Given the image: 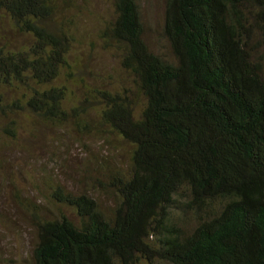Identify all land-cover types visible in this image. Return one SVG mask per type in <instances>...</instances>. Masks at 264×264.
<instances>
[{
    "label": "trees",
    "instance_id": "1",
    "mask_svg": "<svg viewBox=\"0 0 264 264\" xmlns=\"http://www.w3.org/2000/svg\"><path fill=\"white\" fill-rule=\"evenodd\" d=\"M162 2L170 58L146 43L138 0H110L100 38L132 88L113 83L68 104L54 83L75 40L66 8L0 0V17L30 37L0 47V116L86 129L94 115L88 132L127 159L93 156L88 191L57 185L55 212L33 207L32 264H264V0ZM4 88L20 97L7 101ZM100 193L111 197L105 210Z\"/></svg>",
    "mask_w": 264,
    "mask_h": 264
},
{
    "label": "rangeland",
    "instance_id": "2",
    "mask_svg": "<svg viewBox=\"0 0 264 264\" xmlns=\"http://www.w3.org/2000/svg\"><path fill=\"white\" fill-rule=\"evenodd\" d=\"M59 1L66 8L63 13L75 24V40L67 56L69 69H63L54 82L66 86L67 103L75 104L91 90H107L113 83L132 88L131 76L121 69L113 51L100 38L112 15L110 0H70L67 4ZM162 3L138 0L146 43L170 58L160 32ZM29 42L27 34L15 31L4 16L0 17V47L15 50ZM20 92L4 88L3 96L10 101L19 98ZM10 118H14V124H9ZM86 119L90 123L85 129L72 122L55 127L22 115H10L7 119L0 116V264H32L33 207L42 202L55 212L48 195L57 185L73 193L88 191V159L94 156L99 163L107 161L120 166L127 161L115 140L105 145L97 135L88 132L96 125V117ZM96 197L104 210L111 204V197L105 193ZM187 217L185 223L192 224L190 212ZM140 264L145 262L141 260Z\"/></svg>",
    "mask_w": 264,
    "mask_h": 264
}]
</instances>
